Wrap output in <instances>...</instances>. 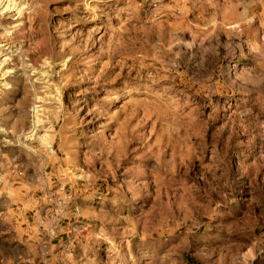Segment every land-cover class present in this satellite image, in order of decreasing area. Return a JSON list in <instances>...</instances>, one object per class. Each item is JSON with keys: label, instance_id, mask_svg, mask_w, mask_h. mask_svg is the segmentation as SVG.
Instances as JSON below:
<instances>
[{"label": "rangeland", "instance_id": "374dc122", "mask_svg": "<svg viewBox=\"0 0 264 264\" xmlns=\"http://www.w3.org/2000/svg\"><path fill=\"white\" fill-rule=\"evenodd\" d=\"M0 264H264V0H0Z\"/></svg>", "mask_w": 264, "mask_h": 264}]
</instances>
